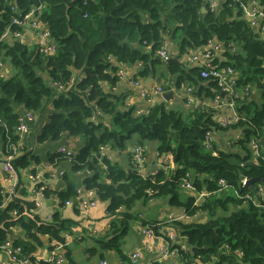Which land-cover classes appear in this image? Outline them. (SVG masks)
<instances>
[{"label": "trees", "instance_id": "16d2710c", "mask_svg": "<svg viewBox=\"0 0 264 264\" xmlns=\"http://www.w3.org/2000/svg\"><path fill=\"white\" fill-rule=\"evenodd\" d=\"M252 1L223 0L222 7L213 10L205 0H0V60L11 67L9 77L0 76V117L6 124L0 126V154L4 156L8 149L13 150L12 143H19L18 126L24 115L20 107L25 112H37L53 99L50 120L38 141H58L65 136L87 140V145L74 154L73 168L92 171L85 180L86 188L96 190L99 199L108 201L114 216L113 236L97 240L98 246L122 252L121 239L136 218L127 212L141 199L163 198L171 206L186 207L188 215L195 217L178 223L187 244L181 250V261L264 264V207L241 196L255 194L259 185H264V159L254 157L250 146L253 137L264 143V38L245 18L243 7ZM258 1L264 8V0ZM38 6L43 8L37 16L45 20L50 41L57 44L53 54L14 35L4 37L9 26L11 32L23 30L12 24L14 17L23 18ZM164 35L180 44L175 61L157 56ZM214 40L225 52L224 58H216L213 64L234 67L236 89L248 88L243 97H234L242 116L234 125L224 127L217 122L214 105L187 109L158 102L148 108V113L138 114L135 108L123 109L122 97L104 88V83L115 85L119 81L121 66L140 62L137 78L152 76L159 66L164 67L175 77L177 88L194 84L199 87V96L214 99L223 93L219 81L203 77V67L189 68L182 60L188 51ZM76 71L84 76H76ZM99 110L105 117L97 119ZM214 130L216 134L242 135L232 147L213 141L209 148L205 136ZM153 143L158 158L173 155L175 167L163 160V167L143 174L135 165L133 150L141 146L147 157ZM107 145L126 151V161L120 164L108 159L102 153ZM61 157L63 154L56 152L49 160L56 163ZM42 162L31 151L19 152L12 160L18 173ZM243 178H257L255 189L243 185ZM221 179L227 181L229 189L219 191ZM185 180L193 184L195 192H182ZM200 191L209 195L197 203ZM77 192L73 188L62 195V200ZM50 193L46 188L45 195ZM8 194L0 182V245L13 238L14 228L20 227L27 238H16L15 242L23 247L22 256L30 258L26 264H50L36 260L35 243H41L42 235L65 243L62 233L67 229L66 221L60 217L53 222L42 221L34 214L35 202L19 195L3 204ZM89 250L93 252L96 247Z\"/></svg>", "mask_w": 264, "mask_h": 264}, {"label": "crops", "instance_id": "0c3cea01", "mask_svg": "<svg viewBox=\"0 0 264 264\" xmlns=\"http://www.w3.org/2000/svg\"><path fill=\"white\" fill-rule=\"evenodd\" d=\"M222 4L223 0L217 1V10L222 7ZM43 29H45V23L43 21H41L38 27H28L25 30L24 42L30 46L38 45L39 33ZM255 29L260 37L264 38V25L261 19L256 21ZM217 43V40H214L207 46L188 51L182 56L183 62L189 68L199 66V59L203 56L202 52L208 49H212L215 52V57L210 62L213 63L218 57L223 59L224 52L223 50L217 51ZM161 47L166 48L174 56L179 55L180 44L178 40L172 39L168 35H164ZM195 57L197 58L195 59ZM140 69V62L132 65H124L123 70L126 74L124 77H120L115 85L104 83L106 91L122 97L121 107L123 109L135 108L138 110L140 108H149L158 102H166L169 107L174 103L183 104L188 108L185 101L186 86L177 88L175 86V77L169 74L164 67L159 66L152 76L137 78L136 75ZM10 75L11 67L1 61L0 76L7 78ZM75 75L80 77L84 76L81 71H76ZM137 80L152 93L149 99L143 98L141 87L135 83ZM166 85H169L170 89H165L164 87ZM189 85L195 89L196 94L197 92L199 93V87L194 84ZM158 86H162L165 92L172 91L173 96L169 100H166L160 95L153 93ZM230 98L231 95L227 94L224 97V101L227 102ZM198 100L199 102L208 103L216 107L214 119L217 122L233 115V110L225 103L218 105L212 99L205 97L204 94H201ZM52 110L53 99L48 100L41 110L34 112L32 118H27V112L22 107L19 109L22 113L24 112L23 122L26 125V130L20 131L18 143L20 153L22 151H31L39 155L43 159V162L21 170L19 173V186H17L16 193L24 199L36 202L34 214L42 221L53 222L57 220V217H60L67 223V229L62 233V236L66 239L65 243H61L49 235H42L40 237L41 243H35L36 250L33 254L45 259L55 256L63 257L62 262L58 264H101L103 260H107L108 264H133L131 256L135 253L139 254L142 264H154L156 262L160 264H180L181 260L179 258L170 255L163 259L162 248L167 244L166 241L170 243V249H174L176 245L183 242L184 238L178 223L193 221L195 217L188 215L186 207L171 206L168 200L163 198L151 200L141 199L127 212L136 218L131 221L128 233L121 239L119 247L122 252H119L115 248H102L98 246L97 240H108L113 236L110 231L114 216L109 211L110 203L99 199L96 190L92 194L96 199L95 205L87 207L78 205L75 200L76 194L68 199L72 201L70 204H67V200H62V195L70 192L73 188L75 191L77 189L88 190L85 185V180L88 176L92 175V171L89 169L81 171L74 170L73 162L64 156L63 158H58L56 163L49 160L51 154L56 153L62 146L68 147L76 153L88 143L85 138L80 136H65L58 141L39 142L38 136L50 120ZM99 117H105V114L98 111L97 119ZM237 134L236 132L227 134L217 132L216 137L221 147H229V144L235 140ZM131 149L132 146L128 148V150ZM102 153L113 163L119 162L123 164L127 158L125 156L126 151L114 150L110 145L105 146L102 149ZM147 158L148 164L150 162L154 164L158 160L155 143L148 147ZM163 160L167 161L172 167H175L172 154L164 155ZM61 171L64 173L61 174ZM32 172L37 175V178L31 177ZM0 182L6 192L10 190L11 182L5 178L2 164H0ZM41 184L50 190L51 193L49 195H41L39 192V186ZM182 192L187 194L192 193L184 189ZM84 196L88 199H93L87 191L84 193ZM145 224L152 225L154 228L159 227L158 230L155 229L157 236L150 237L145 235L142 232ZM11 237L13 239H26L27 234L22 228L16 227ZM95 247V251L92 252V250H89ZM67 253H70V258L67 257ZM0 260L9 263L10 257L6 252L0 251Z\"/></svg>", "mask_w": 264, "mask_h": 264}, {"label": "built area", "instance_id": "2783aa9c", "mask_svg": "<svg viewBox=\"0 0 264 264\" xmlns=\"http://www.w3.org/2000/svg\"><path fill=\"white\" fill-rule=\"evenodd\" d=\"M217 1L218 0H205V4L209 5L211 9L215 10L217 9ZM244 7V11L247 13V18L248 20L251 21V23H253V25L256 24V21L258 19H261L264 25V8L261 6L260 2L258 0H253L252 3L247 6V5H243ZM43 7L38 6L32 9L31 12H29L28 14H26L23 18L20 17H14L12 20V24H16V25H20L23 30L21 31H16V32H11V26H9L6 30V32L4 33V37L10 36V35H14L16 38L20 39L21 41L24 42L25 40V30L28 29V27H38L41 23L42 20L39 19L40 16H37V13L40 12L42 10ZM50 36L51 33L50 31L47 29V27L45 26V29H43L40 33H39V47L40 50L45 52L46 54H53L56 52V48H57V44L54 41H50ZM217 51L223 50V52H225V49L223 48V45L221 43H217ZM203 56L202 58L199 59L200 63L199 66L203 67V71L201 73V75L203 77H214L216 78L220 85L222 86L223 91H227L228 94L231 95V98L229 101L225 102L224 101V96L218 94L215 96L214 99H212V101L214 103H217L218 105H222V104H226L228 107H230L233 110V115L231 117H226L223 118L219 123L224 126V127H228L231 125H234L236 123H238V121L242 118V116L239 115L238 111H237V107H236V101L234 99V97H238L241 96L243 97L245 95L244 91H247L248 93V88H245L244 90L241 89V91L235 90L236 89V80L238 75H235L236 70L234 67H232L231 65L228 66H224L221 67L219 65L213 64L212 62H210V60L212 58L215 57V52L212 49H208L205 50L204 52H202ZM157 55L163 60V61H168L171 57H177L178 55H173L170 54L166 48L164 47H160L158 49V53ZM224 57V56H223ZM197 57H195L196 59ZM0 64H1V60H0ZM118 74L120 77H124L125 71L122 69L118 70ZM137 86H140L142 89V96L145 99H149L152 95V93L143 86V84L137 80L136 82ZM164 88L162 86H158L155 88V90L153 91V93L158 94L160 96H162V94L164 93ZM227 95V94H226ZM198 95L195 93V89L193 87H191L189 84L186 85V94H185V101L187 103V105L189 106H194V107H198L199 105L203 104L202 102H199L198 100ZM99 112H101L99 110ZM33 113L31 111H28L26 116L27 118H32L33 117ZM138 114H146L148 113V108H140L137 110ZM106 123H108L106 121ZM0 126H6L5 122L1 119L0 117ZM18 129L20 131H25L26 130V125L25 123H21L18 126ZM241 134H237L235 140L233 141H237L240 138ZM215 141L216 144H218V146H220L219 142L217 141L216 138V130L214 131H208L206 133L205 136V145L209 148L212 147V142ZM233 141L231 142V144H229V147H232L233 145ZM251 148H252V152L254 157H261L262 159H264V143L262 142V140H258L255 139L254 137L251 140V144H250ZM11 149H8V152L2 156V158L5 160V162L2 164V170L5 173V178L11 182V187L10 190L8 191V197L4 200L3 204L6 203L7 200L11 199L13 196H17V193H15V189L17 186V183L19 181V174L18 171L14 168L13 164H12V160L15 157V155L17 153L20 152L19 149V144L16 143H12L11 144ZM103 149V147H102ZM57 152H60L63 154V156L67 159H69L70 161H73L74 158V152L69 149L68 147H64L62 146L61 148H59V150ZM134 152V161H135V165L139 168V171L143 174H148L149 167H148V162H147V157L144 153V149L141 146H136L133 150ZM216 154V153H215ZM153 166L155 168H161L163 167V158H158V160L153 164ZM64 172L61 171V174H63ZM31 177L33 178H37V175L35 173L31 174ZM242 183L243 185L247 184V178H243L242 179ZM220 189L222 190H227L229 189V184L227 183V181L225 179H221L220 180ZM46 186L41 184L39 186V192L41 193V195L45 196V190H46ZM183 189L186 191H191V192H195L196 189L193 186V184L188 181L185 180L184 184H183ZM91 196L92 194L95 192L94 189H88L86 190ZM82 189L78 190L76 196H75V200L77 201L78 205L80 206H91V205H95L96 204V199L92 196L93 199H88L84 196V193L86 192ZM152 192V191H150ZM209 195L208 191H200L198 193V197H197V203H199V201H203V199ZM242 197H246L249 198L251 200H253L254 203H256L257 205H262L264 207V185H259L257 191L255 194L253 193H247L245 195H241ZM72 203L71 200H67V204ZM36 204V202H35ZM17 214V211H13V215ZM142 232L150 237H155L157 236V231L154 229V226L152 225H148L145 224L143 226ZM184 240H185V236H183ZM167 244L163 246L162 250H163V255L162 258H166L168 255L179 258L180 259V255H181V250H185L187 248V244L185 241L181 242L179 245H176V247H174V249H170V243L168 241H166ZM0 251L6 252L9 257H10V262L6 263L0 260V264H26L30 261V258L28 256H22L23 254V247L20 244H17L15 242V239L13 238H8L4 243H2L0 245ZM35 256V255H34ZM36 257V260H45L47 262H49L50 264H58L60 262H62L63 257L61 256H55V257H48L47 259L45 258H40V257ZM132 262L133 264H142L140 262V256L138 253H135L131 256ZM101 264H108L107 260H103L101 262ZM180 264H187L185 261H181Z\"/></svg>", "mask_w": 264, "mask_h": 264}, {"label": "water", "instance_id": "95a60500", "mask_svg": "<svg viewBox=\"0 0 264 264\" xmlns=\"http://www.w3.org/2000/svg\"><path fill=\"white\" fill-rule=\"evenodd\" d=\"M206 10V7L203 8V11ZM43 23H45V20H43ZM168 61H175V57H171ZM122 68L124 69V66H122ZM228 94L227 91H223L222 93V96L225 97V95ZM173 96V92L172 91H166L162 94L161 97H163L164 99L166 100H169L171 97ZM256 97V94L253 93L252 94V98H255ZM5 162V160L2 158V155L0 154V164H3ZM148 167H149V170H152L153 169V163L150 162L148 164ZM19 174V173H18ZM257 178H249L247 179V184L252 188V189H255V183L257 182ZM17 186H19V181L17 183ZM17 186H16V189H15V193H16V190H17ZM159 227H155L154 229L158 230Z\"/></svg>", "mask_w": 264, "mask_h": 264}, {"label": "rangeland", "instance_id": "374dc122", "mask_svg": "<svg viewBox=\"0 0 264 264\" xmlns=\"http://www.w3.org/2000/svg\"><path fill=\"white\" fill-rule=\"evenodd\" d=\"M244 16H245V18H247V13H246V12H244ZM247 19H248V18H247ZM195 93H196V92H195ZM203 104H204V105H208V106L211 105V104H208V103H203ZM182 105H183V104H177V103H174V104H172L171 107H175V108H180V107H181V108H182ZM201 105H202V104H201ZM199 106H200V105H199ZM199 106H198V107H199ZM198 107H194V106H189V105H188V108H193V109H194V108H198ZM188 108H187V109H188Z\"/></svg>", "mask_w": 264, "mask_h": 264}, {"label": "bare ground", "instance_id": "6f19581e", "mask_svg": "<svg viewBox=\"0 0 264 264\" xmlns=\"http://www.w3.org/2000/svg\"><path fill=\"white\" fill-rule=\"evenodd\" d=\"M57 49V48H56ZM235 75H237V72L235 73ZM235 90H238V89H235ZM242 135V134H241ZM252 140V139H251ZM237 141H233V143H235ZM219 191H222V189H220Z\"/></svg>", "mask_w": 264, "mask_h": 264}]
</instances>
